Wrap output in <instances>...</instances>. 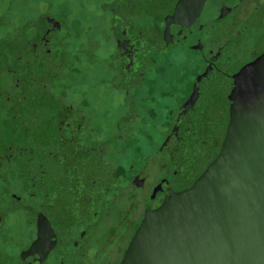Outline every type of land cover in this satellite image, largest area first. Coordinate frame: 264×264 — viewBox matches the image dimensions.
Returning a JSON list of instances; mask_svg holds the SVG:
<instances>
[{"label":"flooded vegetation","instance_id":"flooded-vegetation-1","mask_svg":"<svg viewBox=\"0 0 264 264\" xmlns=\"http://www.w3.org/2000/svg\"><path fill=\"white\" fill-rule=\"evenodd\" d=\"M263 50L264 0H0V264H120Z\"/></svg>","mask_w":264,"mask_h":264},{"label":"water","instance_id":"water-1","mask_svg":"<svg viewBox=\"0 0 264 264\" xmlns=\"http://www.w3.org/2000/svg\"><path fill=\"white\" fill-rule=\"evenodd\" d=\"M229 99L218 154L145 212L120 264H264V50Z\"/></svg>","mask_w":264,"mask_h":264},{"label":"rangeland","instance_id":"rangeland-1","mask_svg":"<svg viewBox=\"0 0 264 264\" xmlns=\"http://www.w3.org/2000/svg\"><path fill=\"white\" fill-rule=\"evenodd\" d=\"M18 7H19V5H18ZM15 14H17V15H12V23L14 25H18L21 23V16H20L19 10Z\"/></svg>","mask_w":264,"mask_h":264}]
</instances>
